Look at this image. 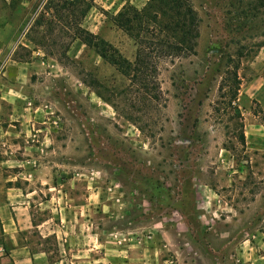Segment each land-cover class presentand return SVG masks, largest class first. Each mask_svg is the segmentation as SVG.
<instances>
[{
    "label": "rangeland",
    "instance_id": "obj_1",
    "mask_svg": "<svg viewBox=\"0 0 264 264\" xmlns=\"http://www.w3.org/2000/svg\"><path fill=\"white\" fill-rule=\"evenodd\" d=\"M144 1L0 0V26L17 21L43 54L39 132L11 136L13 166L2 168L48 181L28 185L31 240L65 264H264V0H188L194 50L157 60L150 103L74 45L81 24L104 20L129 58L134 43L113 16ZM233 69L243 144L219 92Z\"/></svg>",
    "mask_w": 264,
    "mask_h": 264
},
{
    "label": "crops",
    "instance_id": "obj_2",
    "mask_svg": "<svg viewBox=\"0 0 264 264\" xmlns=\"http://www.w3.org/2000/svg\"><path fill=\"white\" fill-rule=\"evenodd\" d=\"M148 1L145 0L140 9ZM125 5L120 7L113 18ZM17 23L15 21L0 26V153L3 156L0 170H8L13 166L10 137L15 134L24 138L32 135V131L39 132V129L35 131V123L41 117L33 103L40 95L41 84L34 76L42 65L43 54L33 41L26 40L27 33L19 30ZM113 23L115 25V21ZM89 24L91 29L82 24L80 29L114 47L115 30L107 21L92 18ZM77 42L84 46L79 40L74 45ZM23 52H27L28 59L20 57ZM134 57L135 52L129 58H123L133 62ZM27 162V159L18 160L17 167L26 168ZM3 169L5 174L0 171V264H65L62 260L51 261L41 244L33 242L30 237L32 231L40 226L32 222L28 198H32L36 192L29 191L28 185L47 183V179L42 177L40 171L34 170L28 178H22Z\"/></svg>",
    "mask_w": 264,
    "mask_h": 264
},
{
    "label": "trees",
    "instance_id": "obj_3",
    "mask_svg": "<svg viewBox=\"0 0 264 264\" xmlns=\"http://www.w3.org/2000/svg\"><path fill=\"white\" fill-rule=\"evenodd\" d=\"M128 8L121 9L115 23L117 20V27L134 43L136 50L133 62L127 61L116 49L82 29H79L77 40L93 49L102 61L137 87L142 99L148 103L156 102L160 94L158 84L153 79V74L157 72L156 62L192 54L198 38L197 15L188 0H149L140 10ZM236 70L225 73L219 92L226 102L227 110L234 113L235 128L243 144L242 116L232 106L238 99L240 88Z\"/></svg>",
    "mask_w": 264,
    "mask_h": 264
}]
</instances>
